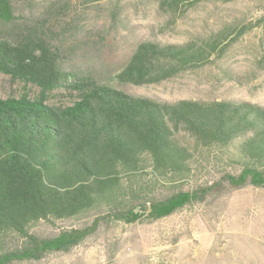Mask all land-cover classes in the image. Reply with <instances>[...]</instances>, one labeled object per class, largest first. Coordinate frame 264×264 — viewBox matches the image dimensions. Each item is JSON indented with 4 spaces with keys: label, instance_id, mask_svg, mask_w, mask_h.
I'll use <instances>...</instances> for the list:
<instances>
[{
    "label": "trees",
    "instance_id": "16d2710c",
    "mask_svg": "<svg viewBox=\"0 0 264 264\" xmlns=\"http://www.w3.org/2000/svg\"><path fill=\"white\" fill-rule=\"evenodd\" d=\"M201 1L211 0H160L159 6L173 20ZM56 5L36 18L21 12L19 0H0V71L42 89L34 100L0 98V264L69 253L105 220L158 221L247 186L264 188V106L166 102L124 90L212 65L245 27L227 26L182 44L141 42L112 82L85 76L79 99L56 107L46 94L69 76L47 35L58 19ZM198 150L224 159L225 167L211 182L184 190ZM74 219L90 222L50 236L37 230L43 222Z\"/></svg>",
    "mask_w": 264,
    "mask_h": 264
},
{
    "label": "rangeland",
    "instance_id": "374dc122",
    "mask_svg": "<svg viewBox=\"0 0 264 264\" xmlns=\"http://www.w3.org/2000/svg\"><path fill=\"white\" fill-rule=\"evenodd\" d=\"M159 1L19 0L21 12L35 17L51 2L57 3L58 19L47 35L69 76L66 83L46 94V103L73 105L80 97L79 80L88 75L112 82L141 42L182 44L231 26L247 31L212 65L159 85L124 90L166 102L236 100L264 106V0L201 1L173 20L161 10ZM41 93L39 86L0 71V98L28 96L34 100ZM224 167V159L216 162L206 150H198L194 172L183 181V189L211 182ZM144 179L150 180L148 176ZM88 222H43L37 230L50 236ZM18 264H264V188L247 186L158 221L143 217L128 225L105 220L94 235L69 253Z\"/></svg>",
    "mask_w": 264,
    "mask_h": 264
},
{
    "label": "water",
    "instance_id": "95a60500",
    "mask_svg": "<svg viewBox=\"0 0 264 264\" xmlns=\"http://www.w3.org/2000/svg\"><path fill=\"white\" fill-rule=\"evenodd\" d=\"M148 210H149V206H142L139 208L140 213L147 212Z\"/></svg>",
    "mask_w": 264,
    "mask_h": 264
}]
</instances>
